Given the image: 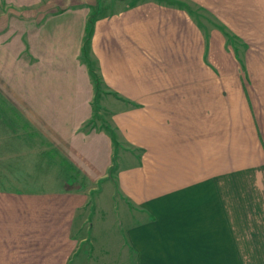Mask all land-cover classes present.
I'll return each instance as SVG.
<instances>
[{
    "label": "crops",
    "instance_id": "0c3cea01",
    "mask_svg": "<svg viewBox=\"0 0 264 264\" xmlns=\"http://www.w3.org/2000/svg\"><path fill=\"white\" fill-rule=\"evenodd\" d=\"M41 2L0 0V102L70 173L0 190V264H264V0Z\"/></svg>",
    "mask_w": 264,
    "mask_h": 264
},
{
    "label": "rangeland",
    "instance_id": "374dc122",
    "mask_svg": "<svg viewBox=\"0 0 264 264\" xmlns=\"http://www.w3.org/2000/svg\"><path fill=\"white\" fill-rule=\"evenodd\" d=\"M58 0H42L41 3L46 5L45 7L40 8L41 15L36 11V16L41 17L48 11H52V9L58 7ZM60 2V1H59ZM180 4V3H179ZM189 7L190 12L196 18V21L200 26H204V30L206 31L208 26L215 27L220 29V21L216 13L209 7H205L203 5L198 4H190ZM212 10V11H211ZM222 28V27H221ZM222 32L226 34V32L222 28ZM230 42H236L239 40L237 38L231 39V34H228ZM232 40V41H231ZM4 69L0 68V97L2 94L6 92V90L11 89V85L7 87L4 86ZM16 111L12 108L7 107L6 104L0 102V190H10V191H37V190H46L45 187H39L37 184H41L42 186L45 183V180H50L54 175L55 179L65 178L70 172L67 168H64L62 171L58 172V165L55 164L54 168L50 167L49 164H42V156L39 158L37 156H32L35 159L34 163L27 164L31 169L30 172H26V164L20 161L22 155H18L21 151L19 146L27 147L30 149V153L36 152V149L42 147V143L37 135L32 132L26 124L22 122L16 116ZM40 150V149H39ZM42 158V159H41ZM54 172V173H53ZM28 175L31 178V184L29 187H19L16 186L21 184L20 177ZM57 176V177H56ZM19 178V179H18ZM70 184L68 181L64 186L65 188H70L73 185H79L80 182ZM58 259V258H57ZM56 259H52L51 263H56ZM35 261L34 263H36ZM25 264V262L23 263Z\"/></svg>",
    "mask_w": 264,
    "mask_h": 264
},
{
    "label": "trees",
    "instance_id": "16d2710c",
    "mask_svg": "<svg viewBox=\"0 0 264 264\" xmlns=\"http://www.w3.org/2000/svg\"><path fill=\"white\" fill-rule=\"evenodd\" d=\"M225 32H226V31H225ZM228 34H229V33H227V32H226V34H225V35H226V36H228ZM228 37H229V36H228Z\"/></svg>",
    "mask_w": 264,
    "mask_h": 264
}]
</instances>
